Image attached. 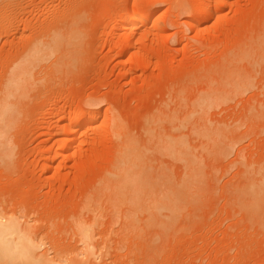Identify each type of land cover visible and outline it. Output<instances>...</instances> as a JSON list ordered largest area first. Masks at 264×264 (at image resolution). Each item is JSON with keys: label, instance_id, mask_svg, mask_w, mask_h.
<instances>
[{"label": "rangeland", "instance_id": "1", "mask_svg": "<svg viewBox=\"0 0 264 264\" xmlns=\"http://www.w3.org/2000/svg\"><path fill=\"white\" fill-rule=\"evenodd\" d=\"M6 1L0 0V92L35 42L50 44L72 28L81 34L60 52L78 51L74 66L56 71L58 54L34 65L37 80L8 130L11 154L0 157V216L29 223L36 243H48L57 261L69 253L86 258L88 245L78 226L83 222L94 228L89 243L95 246L94 264H264V198L251 205L242 194L246 185L262 186L264 179V0H211L209 17L194 11L210 0ZM132 10L156 13L157 19L134 31L120 29ZM239 83L249 86L238 88ZM211 87L221 89L223 99L210 104L204 121L226 133L219 145L201 143L205 139L192 133L195 156L206 152L200 160L204 204L196 203L200 210L195 204L196 213L187 207L191 211L186 208L188 215L175 225L144 231L128 226L111 201L121 194L111 178L115 140L95 134L108 130L107 109L143 139L146 118L173 108L181 117ZM81 107L100 112V119L78 129L71 157L67 146L74 137L67 127L75 122L61 116ZM148 141L143 145L152 147ZM199 143L205 146L197 148ZM210 146L215 151L206 150ZM153 156L151 162L158 160ZM173 163L168 166L178 179L185 163ZM87 205L100 211L94 215Z\"/></svg>", "mask_w": 264, "mask_h": 264}, {"label": "bare ground", "instance_id": "2", "mask_svg": "<svg viewBox=\"0 0 264 264\" xmlns=\"http://www.w3.org/2000/svg\"><path fill=\"white\" fill-rule=\"evenodd\" d=\"M201 2L202 1L198 3L196 12L194 11V16H202L200 14H202V11H204L205 13L203 14H207V17H209L210 14H208V9H210V5H212L214 2H211V0L208 3L205 1L202 3ZM203 16L205 17L206 15ZM153 19H157L156 13H148V15L145 16L138 10H132L129 12L127 11L125 17L121 19L122 22H119V28L134 31L146 25L148 20ZM196 20L197 18L194 21ZM187 24L189 26H193L192 22ZM159 28L161 27L155 29L156 32L159 31ZM78 33V29L72 28L63 34H59V36L56 35V38H54L50 44L42 42V39L41 41L35 42L29 47L26 56L22 58L21 61L16 62L17 64L8 73V79L6 78L7 81L3 84V88L0 92V157L2 158V161L11 154L12 146L9 144L8 133L15 123L16 118L18 117L20 101L27 94L31 83L34 80V65L40 62H46V60L57 54L59 57L55 62H53V65H58L59 67L57 69V67L53 66L56 68V71L60 72L59 69L63 70V67L69 68L77 64L75 62L80 61L77 57L78 51H75L77 54H75V52H66L65 54L62 53L61 55L60 52L62 51L66 41L68 42V45L73 44V42L77 43L80 38H78V36L81 34ZM35 80H37V78ZM246 85L248 84L239 83L238 88H244ZM222 99V90H216L214 87H211L197 98V104L195 108L192 106L193 108L185 113L183 111L185 108H183V110L180 109L181 112L184 113L183 116L181 114V117L178 114L180 111L176 113V109L174 108L173 110L171 109L168 111L159 109L161 112L154 116L152 113H150L152 117L149 116V118H146L147 123L144 122L146 124L144 131L146 132L147 137L144 135L145 139H137H139V141L149 140L152 147L143 145L145 141H143V144L142 142H139L134 137V135H132L131 132L126 129V126L120 116L114 111H112L109 115L111 110L107 109L106 113L108 117L105 125L108 126V130L98 133L95 132V134L96 137L104 135L105 137L107 136L115 140V153L111 163L114 171L112 172L111 178H116L117 185L120 186L119 192L121 194L111 197V201L115 212H119L125 217L128 226H135V228L142 226L144 231L156 229L158 227L164 228L169 223L173 222L175 225L179 222V218L183 217L180 215H188L189 211H195L194 207L197 202L199 205L203 202L205 199L204 195L206 186L204 185L205 182H203L204 167H202L203 165L201 164L200 160L202 154L204 155L206 152L204 151L203 153L202 151V154L199 152L201 154H199L200 157H196L197 155L193 153L196 150V146H194L195 144H193L191 141H193V134L195 133L197 135H195L196 139H198L199 136V139L202 137V139L204 138L206 140H200L201 143L203 141L205 143L214 142L218 145L220 144L219 138L223 133L226 132L223 130V133L218 132V130H220L219 128L216 130L217 128L215 129L213 127V129L212 126L210 127V125H206L207 123L204 121V118L207 117L206 112L209 111L208 108H210V104H218L222 101ZM165 107L167 108V103ZM81 108H77V110L70 111L61 116V120L69 119L71 120L70 122H75L73 126L71 125V128L68 129L67 127V132H69L74 137L72 140H70V142L68 141L69 144L67 146V149L71 153V157L74 156L76 152L75 148H77V144L79 142L78 137L76 136L78 129L94 124L100 119V112H96L95 110L93 111V109L88 112H84L85 108ZM85 115H88L87 118L82 120V117ZM202 121L205 123L202 124ZM187 127H191L190 129H192L193 132H191V130H189ZM185 128H187L186 132L189 130V135L191 133V136H193V138L190 136L192 139H188L190 137L186 138L189 135L183 131ZM95 134L93 135L94 138ZM225 135L226 134H224V136ZM146 138L148 140H146ZM188 140H190L191 145L193 144V148L190 146ZM201 143H199L200 145L196 144L198 146L197 148L202 149L205 146V143H203L204 145L202 144V147ZM217 146L215 145V147ZM211 147L212 146L208 147L206 150H210ZM191 148L195 149L192 150ZM219 148L216 150L218 151ZM213 150L215 151V148H212L210 151ZM221 150L230 152L232 148L230 147L229 150V147H224ZM153 155L156 156L158 160L162 159L160 157H165L170 160H168L170 163L165 162L164 158L162 160L165 164H161L160 162L162 161H158ZM152 156L154 159H156L153 162H151ZM174 159L175 161L177 159L180 160L181 163L182 161L185 163V172L181 177H179L180 180H178L179 178H174V172H172V169L168 166L173 165L174 167ZM155 161L160 163L159 166H157L158 168L156 167V170H154V166L158 163H155ZM47 166L48 165L45 166V170L47 168L50 169V167ZM182 166L183 165H181V167ZM261 185L262 186H257L252 183L246 185V187L243 189L242 194L243 196L247 197V202L249 204L255 205L264 198L259 193L260 191H264V179ZM202 195L204 199L201 201ZM90 201L88 203L89 205L92 203V201ZM191 206H193V208ZM87 207L89 209L91 208L88 205ZM187 207L191 208V210H189ZM197 207L198 205L196 204V208ZM83 208H85V206ZM88 208H86V210ZM198 208L196 210H198ZM91 209H93L94 215L100 211L99 206L95 208L92 207ZM193 213H196V211ZM19 219L20 218H18V216H10L9 218L0 216L1 263L5 264V262H7V260L4 259H11L14 260L13 264H17L15 260L19 261V264H22V262L23 264H94V261L91 257L96 255L95 246L89 244L93 237H95L92 231L94 229L93 225H88L83 222L78 224L80 235L83 237V242L87 243L88 245V250L83 252V255L86 256V258L79 260L78 254H76V258H73L69 253L65 258L57 261L54 259L55 256L53 253H51L52 250L49 248L48 243L42 241V243L38 242L40 244L38 245L32 236L33 234H31L32 230L29 227V223L28 226L24 225ZM31 225L32 224H30V226ZM43 247L45 248L44 253H42ZM11 260L9 261L10 263H12ZM9 262H7V264Z\"/></svg>", "mask_w": 264, "mask_h": 264}]
</instances>
